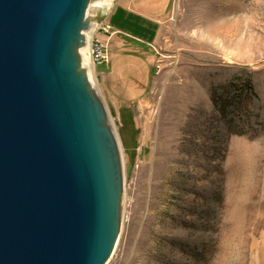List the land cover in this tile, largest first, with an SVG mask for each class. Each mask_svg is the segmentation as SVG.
<instances>
[{
	"label": "rangeland",
	"instance_id": "1",
	"mask_svg": "<svg viewBox=\"0 0 264 264\" xmlns=\"http://www.w3.org/2000/svg\"><path fill=\"white\" fill-rule=\"evenodd\" d=\"M152 49L136 117L101 92L125 176L108 264H264V0H172Z\"/></svg>",
	"mask_w": 264,
	"mask_h": 264
},
{
	"label": "water",
	"instance_id": "2",
	"mask_svg": "<svg viewBox=\"0 0 264 264\" xmlns=\"http://www.w3.org/2000/svg\"><path fill=\"white\" fill-rule=\"evenodd\" d=\"M102 1L0 0V264H108L116 251L122 151L82 54Z\"/></svg>",
	"mask_w": 264,
	"mask_h": 264
},
{
	"label": "crops",
	"instance_id": "3",
	"mask_svg": "<svg viewBox=\"0 0 264 264\" xmlns=\"http://www.w3.org/2000/svg\"><path fill=\"white\" fill-rule=\"evenodd\" d=\"M171 1L115 0L106 17L115 34L109 41V63L96 67L95 79L122 127L136 117L135 109L155 78L152 47L160 40ZM100 39L108 40L105 36Z\"/></svg>",
	"mask_w": 264,
	"mask_h": 264
},
{
	"label": "built area",
	"instance_id": "4",
	"mask_svg": "<svg viewBox=\"0 0 264 264\" xmlns=\"http://www.w3.org/2000/svg\"><path fill=\"white\" fill-rule=\"evenodd\" d=\"M115 33L113 32L111 26L107 23V20L104 19L100 21L96 29L91 35L90 45H89V56L91 65L94 69L100 67L104 64L109 63V41ZM100 36H105L108 38L107 41L100 39ZM163 61L157 59L155 62V70L157 73L162 71Z\"/></svg>",
	"mask_w": 264,
	"mask_h": 264
},
{
	"label": "bare ground",
	"instance_id": "5",
	"mask_svg": "<svg viewBox=\"0 0 264 264\" xmlns=\"http://www.w3.org/2000/svg\"><path fill=\"white\" fill-rule=\"evenodd\" d=\"M114 2H115V0H103L101 3L103 5H106L107 8H109L111 10L112 7L114 6ZM101 3H99V4L101 5ZM82 54L84 56V64L87 65V66L90 65V68H89L90 78H91L93 83H96L95 82V69L90 64L89 48L88 49L87 48L83 49L82 50Z\"/></svg>",
	"mask_w": 264,
	"mask_h": 264
}]
</instances>
